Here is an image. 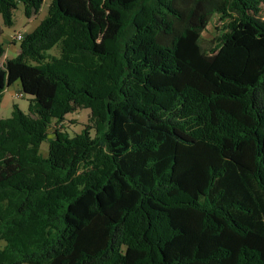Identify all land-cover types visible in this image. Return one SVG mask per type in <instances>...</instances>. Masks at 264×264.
<instances>
[{"label":"trees","instance_id":"obj_1","mask_svg":"<svg viewBox=\"0 0 264 264\" xmlns=\"http://www.w3.org/2000/svg\"><path fill=\"white\" fill-rule=\"evenodd\" d=\"M19 4L43 0L3 26ZM262 7L51 0L0 66L28 100L0 118V264H264Z\"/></svg>","mask_w":264,"mask_h":264},{"label":"rangeland","instance_id":"obj_2","mask_svg":"<svg viewBox=\"0 0 264 264\" xmlns=\"http://www.w3.org/2000/svg\"><path fill=\"white\" fill-rule=\"evenodd\" d=\"M50 2L51 0H43L39 13L34 18L29 20L23 16L22 6L19 4L17 9L14 11V25L12 27L3 26L2 18L0 16V43L3 44L5 50L3 58L0 59V66L4 59L14 58L19 51L20 42L15 41L14 35L21 33L24 36L32 32L39 22L45 17ZM261 14L264 16V7H262ZM220 28L221 22L218 20L217 16H213L206 29L202 32V47L208 48L213 46L219 34ZM50 53L58 55L57 48H53ZM18 93L19 85L17 82L14 83L11 88L5 90L0 103V118L10 117L12 104H17L22 111L26 112L28 100L26 97H17L16 95ZM89 118L90 112L88 109H78L73 113L67 114L62 122L64 127L63 130L67 132L69 136H73L74 134L79 133L84 127L91 124ZM52 130L53 129H50L49 132ZM91 133L93 134V132ZM40 152L43 156L46 155L47 143H42ZM3 244V241L0 240V248H2Z\"/></svg>","mask_w":264,"mask_h":264},{"label":"built area","instance_id":"obj_3","mask_svg":"<svg viewBox=\"0 0 264 264\" xmlns=\"http://www.w3.org/2000/svg\"><path fill=\"white\" fill-rule=\"evenodd\" d=\"M14 39L15 41H22L23 39V35L21 33H17L16 35H14ZM19 94V95H18ZM16 96L21 98L23 95L21 93H18Z\"/></svg>","mask_w":264,"mask_h":264},{"label":"crops","instance_id":"obj_4","mask_svg":"<svg viewBox=\"0 0 264 264\" xmlns=\"http://www.w3.org/2000/svg\"><path fill=\"white\" fill-rule=\"evenodd\" d=\"M31 19V18H30ZM29 20V19H28ZM3 62V61H2ZM12 86H10L9 88H11ZM9 88H7V89H9Z\"/></svg>","mask_w":264,"mask_h":264}]
</instances>
